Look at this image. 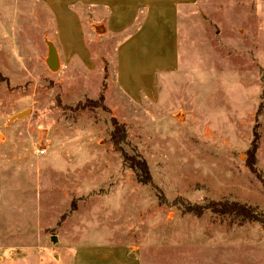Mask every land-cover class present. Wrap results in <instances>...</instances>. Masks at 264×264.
<instances>
[{
    "label": "rangeland",
    "instance_id": "rangeland-1",
    "mask_svg": "<svg viewBox=\"0 0 264 264\" xmlns=\"http://www.w3.org/2000/svg\"><path fill=\"white\" fill-rule=\"evenodd\" d=\"M78 2L0 0V222L8 234L56 235L46 228L84 214L79 227L100 231L79 239L127 242L142 264H264V0H199L184 12L179 47L157 60L179 70L161 77L158 100L142 104L114 83V41L96 28L104 16L87 15L92 61L71 60L79 36L52 7L78 12ZM50 45L57 71L47 63ZM100 95L107 110L94 108ZM113 118L125 129L121 149L146 161L150 184L114 147ZM235 204L263 222L227 212ZM214 205L220 211L207 209Z\"/></svg>",
    "mask_w": 264,
    "mask_h": 264
},
{
    "label": "crops",
    "instance_id": "crops-1",
    "mask_svg": "<svg viewBox=\"0 0 264 264\" xmlns=\"http://www.w3.org/2000/svg\"><path fill=\"white\" fill-rule=\"evenodd\" d=\"M78 1L80 8L78 12L67 5L52 7L57 23L65 25L72 22L79 36L81 47L80 50L73 49L75 53H71V60L78 59L87 66L88 60L92 61L93 52L88 42L94 36L95 28L92 19L87 17L92 10L97 16L105 18L101 26L96 27L98 30L102 29L100 34H110L114 41L113 62L116 70H114V83L117 89L134 104L152 103L158 100L161 77L177 72L179 68L177 65L170 67L167 61L157 60L167 52L168 45L179 47L178 19L184 17V12L193 13L199 5V0ZM152 39L153 44H151ZM132 51L134 56H137L134 58L135 63L131 60ZM154 55L157 58L155 63L151 58ZM147 58H150L149 63ZM138 59L144 62L138 63L137 67ZM128 71L130 73H127ZM62 195L67 197L68 193L63 192ZM72 220L74 221L73 216L66 218L61 224L59 220L56 227L46 228L48 230L57 228L56 235L45 230L41 232L40 228L29 230L26 234L12 231V235H9L5 227L6 223L0 222V264H142L127 242L82 241L79 239L81 235L95 234L100 229L94 225L91 226L92 228L89 226L84 228L81 225L79 227V224H87V217L84 214L79 216L78 222L74 223ZM55 248L60 250L57 256H55ZM52 253L55 257L51 262Z\"/></svg>",
    "mask_w": 264,
    "mask_h": 264
},
{
    "label": "trees",
    "instance_id": "trees-1",
    "mask_svg": "<svg viewBox=\"0 0 264 264\" xmlns=\"http://www.w3.org/2000/svg\"><path fill=\"white\" fill-rule=\"evenodd\" d=\"M104 102H105L104 95H100L99 99L96 102H92V103L95 105L94 106L95 109L107 110L106 107L104 106ZM89 103L91 104V102H89ZM79 108H86V105L80 104ZM112 123H113L114 130L111 134V140L113 142L114 147L116 148L117 151L121 152L122 156L124 157V161L129 164V167L131 169H133L134 171H136L139 174V176L141 175L140 182H142L145 185L150 184L152 181V177L150 174L148 164L146 163V161L137 160V159L131 158V157L126 155V153L121 149V146H120L126 140L125 129L121 124L118 123L116 118L112 119ZM256 142L257 141H256V137H255L254 144H253V146H254L253 153L254 154L256 153ZM249 168L251 171L253 170V168H254L253 162H251V164H249ZM219 206H222V205H219ZM207 209H211L213 212L220 211L215 205L212 208L209 207ZM227 209H228L227 212H229V213L232 212V213H234V215L242 217L243 219L250 220L253 222H263V221L259 220V218L256 216L255 212L253 210H251L250 208L241 207L238 204H235L234 206L228 207ZM198 210L201 212L203 209L198 208Z\"/></svg>",
    "mask_w": 264,
    "mask_h": 264
},
{
    "label": "water",
    "instance_id": "water-1",
    "mask_svg": "<svg viewBox=\"0 0 264 264\" xmlns=\"http://www.w3.org/2000/svg\"><path fill=\"white\" fill-rule=\"evenodd\" d=\"M48 66L51 70L57 71L60 68L57 51L53 45H50L49 58L47 60ZM22 116V115H20Z\"/></svg>",
    "mask_w": 264,
    "mask_h": 264
},
{
    "label": "built area",
    "instance_id": "built-area-1",
    "mask_svg": "<svg viewBox=\"0 0 264 264\" xmlns=\"http://www.w3.org/2000/svg\"><path fill=\"white\" fill-rule=\"evenodd\" d=\"M44 152H42V154H43Z\"/></svg>",
    "mask_w": 264,
    "mask_h": 264
}]
</instances>
